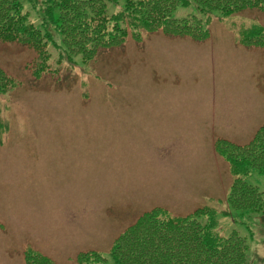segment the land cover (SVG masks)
Returning a JSON list of instances; mask_svg holds the SVG:
<instances>
[{
  "label": "rangeland",
  "instance_id": "rangeland-1",
  "mask_svg": "<svg viewBox=\"0 0 264 264\" xmlns=\"http://www.w3.org/2000/svg\"><path fill=\"white\" fill-rule=\"evenodd\" d=\"M122 11V1L107 6L108 17ZM255 25L264 11L212 16L199 44L129 32L85 65H57L52 53L40 79L32 50L0 42L14 85L0 96V264H25L29 250L53 264L92 251L107 259L145 213L202 208L217 209L222 237L249 240L248 264H264V213L222 214L235 178L213 150L216 139L248 144L264 124V50L236 40ZM246 182L264 194V174Z\"/></svg>",
  "mask_w": 264,
  "mask_h": 264
},
{
  "label": "trees",
  "instance_id": "trees-1",
  "mask_svg": "<svg viewBox=\"0 0 264 264\" xmlns=\"http://www.w3.org/2000/svg\"><path fill=\"white\" fill-rule=\"evenodd\" d=\"M118 1L124 3V11L108 17L107 6ZM23 3L31 6L37 24L23 13ZM177 9L186 10L187 17L173 20ZM249 10L264 11V0H0V42L32 50L38 59L35 70L40 68L33 76L40 79L52 53L58 56L57 65L77 59L85 65L99 49L119 46L129 32L136 42L145 34L161 32L199 44L210 39L212 16L222 20ZM236 40L242 48L264 50V26L245 29ZM12 88L0 69V96ZM213 150L230 165L235 178L222 214L264 213V194L246 182L252 173L264 174V124L248 144L216 139ZM218 214L216 208H202L174 218L161 209L152 210L114 239L107 259L92 251L81 254L76 264H248L249 240L238 232L222 237ZM24 262L53 264L30 250Z\"/></svg>",
  "mask_w": 264,
  "mask_h": 264
},
{
  "label": "crops",
  "instance_id": "crops-1",
  "mask_svg": "<svg viewBox=\"0 0 264 264\" xmlns=\"http://www.w3.org/2000/svg\"><path fill=\"white\" fill-rule=\"evenodd\" d=\"M226 140V139H225ZM231 141V140H230ZM233 142V141H232ZM235 143V142H234Z\"/></svg>",
  "mask_w": 264,
  "mask_h": 264
}]
</instances>
